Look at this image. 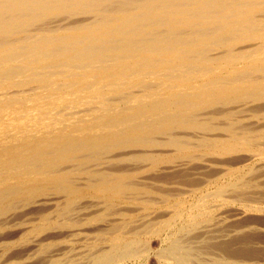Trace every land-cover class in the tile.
I'll return each instance as SVG.
<instances>
[{
    "label": "bare ground",
    "instance_id": "6f19581e",
    "mask_svg": "<svg viewBox=\"0 0 264 264\" xmlns=\"http://www.w3.org/2000/svg\"><path fill=\"white\" fill-rule=\"evenodd\" d=\"M0 264H264V0H0Z\"/></svg>",
    "mask_w": 264,
    "mask_h": 264
}]
</instances>
